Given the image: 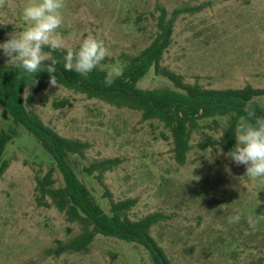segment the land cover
Listing matches in <instances>:
<instances>
[{
    "label": "rangeland",
    "instance_id": "1",
    "mask_svg": "<svg viewBox=\"0 0 264 264\" xmlns=\"http://www.w3.org/2000/svg\"><path fill=\"white\" fill-rule=\"evenodd\" d=\"M31 2L6 0L0 7V27L6 31L0 43L25 28L22 11ZM197 7L201 9L178 16L162 65L205 88L264 89V0H65L58 32L66 48L79 47L89 35L102 39L109 50L106 59L112 61L100 67L122 70L119 56L138 54L154 38L157 9L171 13ZM0 63L15 64L2 50ZM165 86L168 82L152 70L138 83L143 90ZM62 100L67 106L52 107ZM30 107L60 136L90 143L76 169L93 160H123L105 174V183L114 200L136 201L133 219L151 213L164 217L151 229V237L172 264H264V178H249L244 165H235L221 151L197 148L207 136L218 134H193L186 163L179 166L170 140L162 137L168 133L156 121H142L138 112L60 86L32 96ZM8 128L16 136L5 149L10 166L0 179V264H151L140 245L100 235L87 253L46 255L56 240L67 241L79 230L56 209L37 207L35 176L45 172L50 157L0 106V130ZM55 178L60 185L57 172ZM79 178L107 211L97 183L82 173ZM237 212L240 222L230 223ZM249 216L255 228L249 227Z\"/></svg>",
    "mask_w": 264,
    "mask_h": 264
},
{
    "label": "trees",
    "instance_id": "2",
    "mask_svg": "<svg viewBox=\"0 0 264 264\" xmlns=\"http://www.w3.org/2000/svg\"><path fill=\"white\" fill-rule=\"evenodd\" d=\"M200 9H179L171 13L164 8L157 9L154 38L138 54L119 56L123 64L122 75L110 87L104 84L105 71L100 66L88 76H81L64 69L63 56L66 52L45 49L50 53L48 62L51 59L59 61L55 73L58 86L117 109L138 112L144 122L156 121L168 133V136L162 137L170 140L171 153L179 166L186 163L191 150V137L195 133L205 134L208 131L218 134V138L207 136L197 144V148H211L226 154L236 143L234 129L239 117L244 115V105L252 102L257 108V115L264 116V108L261 107L264 105V89L249 85L236 89L205 88L198 82H185L183 76L162 65L178 16ZM5 33V29L0 27V38ZM109 60L112 61L105 59L102 64ZM151 70L155 76L166 80L169 86L140 89L138 83ZM20 71L15 64L0 63V106L9 115L12 124L22 127L50 157L51 164L45 172L35 176V203L37 207L56 209L68 224H75L79 230L67 241L56 240L54 246L46 250V255L58 258L63 254L87 253L95 237L100 235L140 245L148 252L151 264H172L151 237V229L164 217L151 213L133 219L131 211L136 201L114 200L105 183V174L119 168L123 160L118 157L93 160L76 169L75 162L86 159L90 143L62 137L42 122L30 103L32 96L49 86V74L45 71L38 73L35 79L39 83L30 86L31 92L24 98L25 85L33 77L24 76L21 79ZM67 104V100H62L53 102L52 107L63 108ZM15 136L13 128L0 130V179L10 166V162L3 157L5 149ZM56 172L61 177L60 185H57ZM80 173L92 178L101 188L102 198L108 205L107 211L80 180Z\"/></svg>",
    "mask_w": 264,
    "mask_h": 264
},
{
    "label": "clouds",
    "instance_id": "3",
    "mask_svg": "<svg viewBox=\"0 0 264 264\" xmlns=\"http://www.w3.org/2000/svg\"><path fill=\"white\" fill-rule=\"evenodd\" d=\"M6 0H0L3 7ZM65 0H34L27 4L22 11L25 28L19 32L8 34V39L0 43V50L8 58V62H15V67L20 69L19 78L33 77L24 88V94H29L30 86L39 83L36 75L42 71L49 74V86L57 87L55 73L56 59L49 61L51 52L63 51L64 69L75 71L81 76H88L109 56V50L102 39L89 35L83 39L78 48H66L64 38L58 29L64 24L63 9ZM104 84H112L122 75L118 66L106 69ZM264 108V105H261ZM244 115L240 116L234 135L236 143L225 155L235 165H244L246 176L251 179L264 178V116L257 115V108L252 102H247L243 107ZM225 171L230 173L231 168L225 165ZM241 215L229 217L230 223H239ZM250 228L256 227L253 217L247 218Z\"/></svg>",
    "mask_w": 264,
    "mask_h": 264
}]
</instances>
